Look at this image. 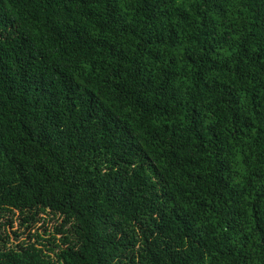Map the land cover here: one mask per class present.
Returning a JSON list of instances; mask_svg holds the SVG:
<instances>
[{
    "label": "trees",
    "instance_id": "obj_1",
    "mask_svg": "<svg viewBox=\"0 0 264 264\" xmlns=\"http://www.w3.org/2000/svg\"><path fill=\"white\" fill-rule=\"evenodd\" d=\"M0 264H264V0H0Z\"/></svg>",
    "mask_w": 264,
    "mask_h": 264
},
{
    "label": "rangeland",
    "instance_id": "obj_2",
    "mask_svg": "<svg viewBox=\"0 0 264 264\" xmlns=\"http://www.w3.org/2000/svg\"><path fill=\"white\" fill-rule=\"evenodd\" d=\"M72 229L63 223V217L48 209L20 213H5L1 218V234L7 248L19 249L29 243L43 244L53 259L68 246ZM138 246L136 247V249Z\"/></svg>",
    "mask_w": 264,
    "mask_h": 264
}]
</instances>
